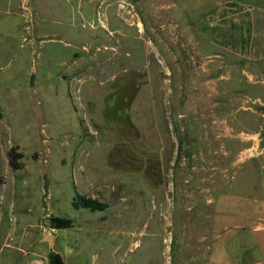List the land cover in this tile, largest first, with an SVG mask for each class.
Returning a JSON list of instances; mask_svg holds the SVG:
<instances>
[{
	"label": "rangeland",
	"instance_id": "1",
	"mask_svg": "<svg viewBox=\"0 0 264 264\" xmlns=\"http://www.w3.org/2000/svg\"><path fill=\"white\" fill-rule=\"evenodd\" d=\"M223 1L0 0V264H217L264 174V60L212 42Z\"/></svg>",
	"mask_w": 264,
	"mask_h": 264
},
{
	"label": "crops",
	"instance_id": "2",
	"mask_svg": "<svg viewBox=\"0 0 264 264\" xmlns=\"http://www.w3.org/2000/svg\"><path fill=\"white\" fill-rule=\"evenodd\" d=\"M209 26L211 40L219 49L246 61L264 60V0H225L211 15ZM240 175L232 176L235 182ZM242 176L251 184L237 195L232 206L227 205L231 219L224 223L226 242L219 239L214 248L217 264H264V230H259V224L264 222V174ZM229 189L231 193L237 192L232 186ZM3 200L0 198V202ZM2 212L0 209V226ZM9 246V240L0 237V263L10 256V251H6Z\"/></svg>",
	"mask_w": 264,
	"mask_h": 264
},
{
	"label": "trees",
	"instance_id": "3",
	"mask_svg": "<svg viewBox=\"0 0 264 264\" xmlns=\"http://www.w3.org/2000/svg\"><path fill=\"white\" fill-rule=\"evenodd\" d=\"M22 157L23 154L18 151V146L13 145L8 152L9 165L14 170L21 169L22 164L20 160ZM73 206L76 209L87 208V209H91L92 211H96V210H104L108 208L109 204L107 202L100 201L96 198L77 194L73 198ZM52 225L54 228H68L72 225V220L65 218H53ZM50 264H65V261L59 253L53 251L50 254Z\"/></svg>",
	"mask_w": 264,
	"mask_h": 264
},
{
	"label": "water",
	"instance_id": "4",
	"mask_svg": "<svg viewBox=\"0 0 264 264\" xmlns=\"http://www.w3.org/2000/svg\"><path fill=\"white\" fill-rule=\"evenodd\" d=\"M45 238H48V240H51V239H52V236L45 235V236H44V239H45Z\"/></svg>",
	"mask_w": 264,
	"mask_h": 264
},
{
	"label": "built area",
	"instance_id": "5",
	"mask_svg": "<svg viewBox=\"0 0 264 264\" xmlns=\"http://www.w3.org/2000/svg\"><path fill=\"white\" fill-rule=\"evenodd\" d=\"M261 226L264 228V223Z\"/></svg>",
	"mask_w": 264,
	"mask_h": 264
}]
</instances>
